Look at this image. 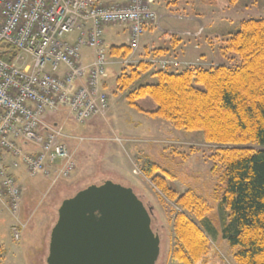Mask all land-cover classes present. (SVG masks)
<instances>
[{
	"label": "rangeland",
	"instance_id": "374dc122",
	"mask_svg": "<svg viewBox=\"0 0 264 264\" xmlns=\"http://www.w3.org/2000/svg\"><path fill=\"white\" fill-rule=\"evenodd\" d=\"M113 1L118 0L109 2ZM153 2L151 7L157 11L156 19L160 15L159 27L149 24L134 54L130 52L124 57L117 56V63L108 69L104 79V90L110 104L108 113L85 123L75 122L67 111L47 116V120L63 124L67 134L86 139L83 142L75 138L68 140L75 167L67 177L54 180L44 175L30 176L18 172L21 184L28 179L42 188V192H35L28 204L34 215L31 211L25 212L21 202L19 220L25 227L19 240L11 232L14 217L6 206L7 202L0 198V264H47L50 233L61 200L106 180L131 187L146 205L153 208L152 227L161 237V254L157 264H176L171 252L177 243L174 230L177 212H184L209 237L210 246L206 255L195 264H237L233 257L235 248L223 239L221 233L222 217L227 214L220 210L223 191L219 177L224 165L217 161L216 155L225 145L206 141L202 131L179 129L166 119L141 112L130 105L127 96L140 85L157 82L153 73L162 68L152 60L175 59L177 63L166 68L169 72L192 66L235 65L238 56L234 53L224 56L220 49L238 30L243 19L264 17V0ZM178 15H189L193 19H180ZM128 30L126 24L107 26L105 40L108 46L129 45ZM167 31L187 32L178 36ZM174 40L178 41L180 49H168L173 48ZM159 48L166 52L156 53ZM130 57L131 62L121 64V60ZM138 61L151 63L150 70L127 89L120 90L117 78L126 66ZM137 103L144 111L157 109V103L151 97L138 99ZM22 145L25 151H37L35 147ZM147 159L169 172L170 176H166L168 184L176 191H191L207 202L210 211L203 220H198L193 213L168 199L153 179L145 175L142 166Z\"/></svg>",
	"mask_w": 264,
	"mask_h": 264
},
{
	"label": "built area",
	"instance_id": "2783aa9c",
	"mask_svg": "<svg viewBox=\"0 0 264 264\" xmlns=\"http://www.w3.org/2000/svg\"><path fill=\"white\" fill-rule=\"evenodd\" d=\"M151 3L0 0V51L8 45L19 51L13 62L0 56V198H6L16 219L15 239L25 227L19 220L24 187L10 171L7 155L14 158V167L23 164L30 176L57 180L71 174L75 162L68 140L86 138L67 134L63 124L47 116L67 111L75 122L85 123L108 113L104 79L117 58L109 55L105 28L128 25L133 53L146 26L156 19ZM121 62L127 64L131 57ZM152 62L162 69L177 63L175 59ZM22 144L37 151L25 152Z\"/></svg>",
	"mask_w": 264,
	"mask_h": 264
},
{
	"label": "trees",
	"instance_id": "16d2710c",
	"mask_svg": "<svg viewBox=\"0 0 264 264\" xmlns=\"http://www.w3.org/2000/svg\"><path fill=\"white\" fill-rule=\"evenodd\" d=\"M176 43L174 40L173 47ZM3 49L0 56L8 62L19 53L11 45ZM220 50L224 56L236 54L238 62L175 72L157 69L153 73L157 82L140 85L127 98L141 112L166 119L179 129L202 131L206 141L225 145L216 155L224 165L219 177L223 191L220 210L227 213L222 217V237L235 248L237 264H264V17L243 19ZM130 52L129 45L109 47L111 57ZM158 52L166 50L159 48ZM126 67L117 78L120 90L150 70L151 63L138 61ZM144 97H151L157 109L144 111L137 103ZM142 170L168 199L198 220L209 213L203 198L191 191H176L168 184L169 172L152 160L147 159ZM15 222L14 217L11 232ZM174 230L177 243L171 257L176 264H195L206 255L208 235L184 212L176 213Z\"/></svg>",
	"mask_w": 264,
	"mask_h": 264
},
{
	"label": "water",
	"instance_id": "95a60500",
	"mask_svg": "<svg viewBox=\"0 0 264 264\" xmlns=\"http://www.w3.org/2000/svg\"><path fill=\"white\" fill-rule=\"evenodd\" d=\"M153 208L131 187L106 180L65 198L49 239L47 264H157L161 237Z\"/></svg>",
	"mask_w": 264,
	"mask_h": 264
},
{
	"label": "crops",
	"instance_id": "0c3cea01",
	"mask_svg": "<svg viewBox=\"0 0 264 264\" xmlns=\"http://www.w3.org/2000/svg\"><path fill=\"white\" fill-rule=\"evenodd\" d=\"M110 1V0H108ZM154 1L153 4L156 2V0H152ZM157 12V11H156ZM158 15V13H157ZM178 18L180 19H187V20H192L193 17L192 16H189V15H186V16H180L178 15L177 16ZM159 24H160V15H158L157 19L155 22L151 23V25L155 26V27H159ZM187 31H180V32H171V31H167L166 33H170V34H178L179 35H185L184 33H186ZM179 38H182L183 37H179ZM176 46H174L173 48H168L170 50H177V49H180V44L176 43L175 44ZM167 49V47H166ZM180 51V50H179ZM85 52L88 53L89 51H87V49H85ZM178 52V51H177ZM28 151H32V150H28ZM7 162L9 163V167L10 169L15 173V175L17 176L18 172H22L24 173L25 175H28L27 174V171H26V168L24 166H21L20 168H14L13 167V163H14V158L7 155ZM23 186H24V195H23V208L25 210V212L29 213V211H31V213H33V211L31 209L28 208V204L31 202V198L35 195V192L37 193H41L42 192V188H41V185H37V184H34V183H31V181H29L28 179H24V181L22 182ZM34 215V213H33Z\"/></svg>",
	"mask_w": 264,
	"mask_h": 264
}]
</instances>
